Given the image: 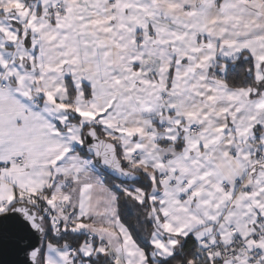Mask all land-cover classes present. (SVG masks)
Returning <instances> with one entry per match:
<instances>
[{"label": "snow or ice", "instance_id": "obj_1", "mask_svg": "<svg viewBox=\"0 0 264 264\" xmlns=\"http://www.w3.org/2000/svg\"><path fill=\"white\" fill-rule=\"evenodd\" d=\"M0 264H264V0H0Z\"/></svg>", "mask_w": 264, "mask_h": 264}]
</instances>
